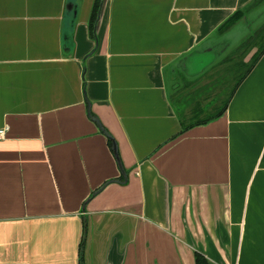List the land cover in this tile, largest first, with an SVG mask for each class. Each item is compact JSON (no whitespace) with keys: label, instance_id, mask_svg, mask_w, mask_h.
<instances>
[{"label":"crops","instance_id":"crops-1","mask_svg":"<svg viewBox=\"0 0 264 264\" xmlns=\"http://www.w3.org/2000/svg\"><path fill=\"white\" fill-rule=\"evenodd\" d=\"M96 4L0 0V264H264V0ZM245 49L225 110L189 126L180 78Z\"/></svg>","mask_w":264,"mask_h":264},{"label":"rangeland","instance_id":"rangeland-1","mask_svg":"<svg viewBox=\"0 0 264 264\" xmlns=\"http://www.w3.org/2000/svg\"><path fill=\"white\" fill-rule=\"evenodd\" d=\"M262 24L259 23V17L249 16L248 20L243 23H239L233 30L227 32L222 37L216 38L217 48L216 53L218 55H207L200 56L198 59V68L202 69L203 66L213 62L215 59H219L222 52H225L229 45H234L242 41L252 31L260 29ZM258 39L261 44L264 45V31L258 35ZM223 47V48H221ZM244 49V46L241 50ZM245 49L244 52H236L235 54L229 55L227 61H219L213 66L212 70L208 75L192 81L190 85L187 79L180 78L179 83L188 85L184 91H178L172 97V101L178 110L183 111L187 117L188 122H195L198 120L206 119L208 116L205 112V108L216 105V112L223 109V106L228 102L235 85L237 84V78H230V69L233 64L237 61L246 60L248 53ZM242 71H245L244 69ZM200 110L201 112H199ZM214 114V113H212Z\"/></svg>","mask_w":264,"mask_h":264},{"label":"trees","instance_id":"trees-1","mask_svg":"<svg viewBox=\"0 0 264 264\" xmlns=\"http://www.w3.org/2000/svg\"><path fill=\"white\" fill-rule=\"evenodd\" d=\"M100 1L101 0H98V4L100 3ZM98 4H96L97 5V7H95L97 10H98V7H99V5ZM95 11V10H94ZM93 15H94V19H93V22H92V28H93V23L95 22V19H96V17H97V13L96 12H94L93 13ZM237 16V18L236 19H240L243 15L241 14V13H238V15H236ZM235 16V17H236ZM235 19V20H236ZM233 21L234 23L237 21ZM232 22V23H233ZM245 44L243 45L244 46V48H248L249 46H250V44H251V42L249 41V40H247V41H245L244 42ZM68 45L70 46V47H72L73 46V36H70V39H69V41H68ZM242 46V47H243ZM263 47H264V45H263ZM264 49V48H263ZM260 58V54H256L255 56H253L252 57V59H251V61H250V63H245L243 60L242 61H239V62H235L234 64H233V67L230 69V71H231V73L229 74L230 76V78L232 77V75L234 76H236V78H237V86H238V84H240V82H242L243 80H244V78L248 75V73L251 71V69L253 68V66H254V64H256V62L258 61V59ZM229 60V59H228ZM245 70V71H242V70ZM233 78V77H232ZM233 93V92H232ZM225 110V107H223V109L222 110H220V111H218V112H216V113H214V114H211L209 117H207L206 119H203V120H198V121H195V122H192L189 126H195V125H200V124H207L208 122H210L211 120H213L214 118H217V117H219L221 114H222V112ZM199 112H201L200 110H198ZM206 111V108H205V110H203L202 112H205ZM93 117V116H92ZM93 118H96V117H93ZM109 139V138H108ZM110 140V139H109ZM110 144L112 145V150H113V142L110 140ZM114 152V151H113ZM196 264H210L209 263V261L207 260V258L204 256V255H202V254H200V253H196Z\"/></svg>","mask_w":264,"mask_h":264},{"label":"water","instance_id":"water-1","mask_svg":"<svg viewBox=\"0 0 264 264\" xmlns=\"http://www.w3.org/2000/svg\"><path fill=\"white\" fill-rule=\"evenodd\" d=\"M68 9L73 12V19H74V21H72L71 25H75L76 20H77V16H78V5L74 4L73 1H71L69 3V5H68ZM69 39H70V34L68 32H66L65 35H64V41L67 44H68ZM93 119L98 124L100 130L103 131L105 133V135L113 142V151H114V154H115L116 159L118 161L120 170L124 173V168H123L122 162L120 160V156H119V152H118V146H117V143H116L115 139L112 137V135H110V133H108L103 128V126H102V124H101V122H100L99 119H97V118H93Z\"/></svg>","mask_w":264,"mask_h":264},{"label":"built area","instance_id":"built-area-1","mask_svg":"<svg viewBox=\"0 0 264 264\" xmlns=\"http://www.w3.org/2000/svg\"><path fill=\"white\" fill-rule=\"evenodd\" d=\"M6 131H7V129L1 130V131H0V137H3L4 134L6 133Z\"/></svg>","mask_w":264,"mask_h":264}]
</instances>
